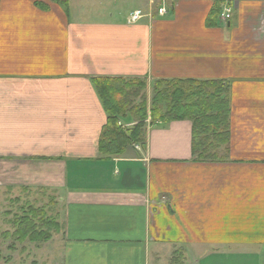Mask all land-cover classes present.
Listing matches in <instances>:
<instances>
[{
  "label": "crops",
  "instance_id": "1",
  "mask_svg": "<svg viewBox=\"0 0 264 264\" xmlns=\"http://www.w3.org/2000/svg\"><path fill=\"white\" fill-rule=\"evenodd\" d=\"M103 78L228 83V156L189 120L104 156ZM0 163L57 197L63 264H264V0H0Z\"/></svg>",
  "mask_w": 264,
  "mask_h": 264
},
{
  "label": "trees",
  "instance_id": "2",
  "mask_svg": "<svg viewBox=\"0 0 264 264\" xmlns=\"http://www.w3.org/2000/svg\"><path fill=\"white\" fill-rule=\"evenodd\" d=\"M223 1L215 3L207 17L208 25H216ZM98 93L108 114L99 139V151L104 156L121 157L135 143L147 140V119L151 125L176 120L192 123V154L196 161L216 159L219 152L228 156L230 144L231 102L229 84L220 80L162 79L153 85L151 109L148 105L147 81L123 78L96 79ZM139 99V100H138ZM137 122L125 126L121 119ZM25 215L14 232L18 241H47L60 233L62 226L54 214ZM37 217V218H36ZM41 223V224H40ZM9 235V234H7Z\"/></svg>",
  "mask_w": 264,
  "mask_h": 264
},
{
  "label": "rangeland",
  "instance_id": "3",
  "mask_svg": "<svg viewBox=\"0 0 264 264\" xmlns=\"http://www.w3.org/2000/svg\"><path fill=\"white\" fill-rule=\"evenodd\" d=\"M144 92L147 94L148 105L151 109L153 86H147ZM128 121L131 124L137 122L132 117ZM149 125L151 126L150 121ZM226 157V152L220 151L216 159L223 160ZM21 165L0 163V264H63L64 255L60 245L62 242L60 236L54 237L56 235L54 234L52 239L47 241L26 240L21 242L13 235L19 226V221L25 215L33 216L30 213L31 208L40 210L39 214L44 212L47 217L55 214L61 226L63 223L62 209L56 201L57 197L52 194L53 192L44 184L30 183L31 181L24 183L25 180L32 179V176L37 174L35 170L37 167L30 165L22 167ZM179 251L181 249L173 255L177 260L180 258Z\"/></svg>",
  "mask_w": 264,
  "mask_h": 264
},
{
  "label": "built area",
  "instance_id": "4",
  "mask_svg": "<svg viewBox=\"0 0 264 264\" xmlns=\"http://www.w3.org/2000/svg\"><path fill=\"white\" fill-rule=\"evenodd\" d=\"M158 12L163 15L167 13V8L165 6H161L159 7ZM231 14H232V8L230 6H226L225 11L222 14L223 18L227 20L230 18ZM142 17H143L142 10H136L130 14L129 22H137Z\"/></svg>",
  "mask_w": 264,
  "mask_h": 264
}]
</instances>
